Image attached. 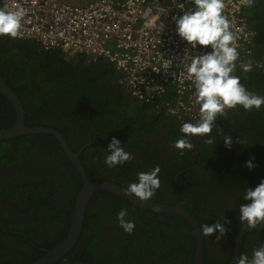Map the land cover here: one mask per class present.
<instances>
[{
	"label": "trees",
	"instance_id": "16d2710c",
	"mask_svg": "<svg viewBox=\"0 0 264 264\" xmlns=\"http://www.w3.org/2000/svg\"><path fill=\"white\" fill-rule=\"evenodd\" d=\"M247 20L258 31L252 40V52L246 56L247 64L252 68L244 71L243 66H237L232 75L239 77L249 92L264 96V5L261 0L249 9ZM37 48L38 44L29 39L0 35V75L22 101L27 126H50L58 130L73 150L88 140L86 122L89 132L97 133L93 143L80 154L90 180H110L128 188L137 182L138 173L149 172V166L154 165L160 169L158 176L163 188L160 185L150 201L172 205L176 202L174 177L188 168L179 174L177 188L182 206L195 214L201 229L209 219V224L219 222L224 225L223 218L215 216L217 210L211 214L204 211L203 204L207 205L213 190L233 185L255 188L264 180V105L259 110H245L237 105L238 113L225 109L223 114L217 115L213 129L217 131L218 140L232 137L237 141L243 136L246 141L239 144L238 158H231L234 164L225 171L214 165L213 171L201 180L199 188L194 187L195 182L190 178L197 171V168H190L198 160L194 147L191 150L172 149L171 157L165 160L149 152L143 158L134 155L124 164L102 171L93 156L100 154L104 142L110 143L115 137L123 148H129L125 151L133 154V148L145 146L141 132L153 128L159 121H166L164 126L170 127L168 133L175 140L183 137L182 124L192 121L168 114L166 108L155 101L133 98L108 62L91 61L90 68L84 64V59H70L61 50L38 52ZM254 61L262 65H254ZM57 91H60L59 95H56ZM64 97H68L67 102ZM58 99L67 103L64 108ZM72 105L74 107L66 111L65 108ZM79 107L83 108L81 123L85 127L79 125L84 137L82 142L74 140L78 126L73 122L76 119L71 120L76 111L81 116ZM0 113V129L14 123L15 110L1 93ZM207 136L213 137V131ZM192 139L200 150L203 163L210 156L219 155L211 151V144L197 135ZM202 147L207 151H202ZM250 160L254 165L252 169L247 167ZM235 167L245 172L239 173ZM81 185L79 173L54 136L26 134L0 140V264H30L44 254L40 248L50 249L58 244L70 226L74 200ZM122 209L127 210L125 217L135 224L128 237L99 236L105 226L111 232L113 229L109 225H119L117 216ZM42 212H45L44 218H41ZM31 213L41 221L46 218L47 224L53 225L52 229L41 232V221L29 218ZM207 237L204 235L203 264H227L232 257L233 243L224 261H211L208 255L213 247ZM195 248L196 236L184 218L142 211L117 195L97 191L88 203L75 248L54 264H177V260L195 264Z\"/></svg>",
	"mask_w": 264,
	"mask_h": 264
},
{
	"label": "built area",
	"instance_id": "2783aa9c",
	"mask_svg": "<svg viewBox=\"0 0 264 264\" xmlns=\"http://www.w3.org/2000/svg\"><path fill=\"white\" fill-rule=\"evenodd\" d=\"M257 1L224 0L223 14L232 22L230 30L239 53L234 70L247 64L246 56L252 52L258 31L247 17ZM189 2L91 0L76 5L60 0H0V8L25 9L16 38L34 41L43 50L105 60L113 65L133 98L155 101L172 116L196 120L200 106L186 69L192 57L211 48L192 49L176 32L173 17L183 14L178 7L181 3L187 6ZM253 64L262 65L258 61Z\"/></svg>",
	"mask_w": 264,
	"mask_h": 264
},
{
	"label": "clouds",
	"instance_id": "9594fccd",
	"mask_svg": "<svg viewBox=\"0 0 264 264\" xmlns=\"http://www.w3.org/2000/svg\"><path fill=\"white\" fill-rule=\"evenodd\" d=\"M178 7L183 14L173 17L177 34L191 45L192 49L198 46L211 48V51L203 55L192 57L186 69L195 84L200 117L195 123L182 124L180 132L183 137L176 140L175 146L181 150H191L193 145L190 137L210 134L218 114H223L225 109L237 105L245 110H259L264 105V96L249 92L241 84L240 78L232 75L239 53L234 33L230 30L232 22L223 14L224 0H190L189 5L181 3ZM25 14L23 7L13 10L0 8V35L17 37ZM251 68V64L243 65L244 71H250ZM213 142L211 138L208 140L209 144ZM224 144L231 147L232 137H225ZM108 150L110 154H107L105 163L109 167L122 165L131 159V153L125 151L121 141L115 137L108 144ZM247 167H254L251 160L247 162ZM159 171V167H156L149 172L138 173L137 182L131 183L126 191L141 201L150 200L160 186ZM243 199L251 202L241 205L240 222L250 229L264 224V180L255 188H249L243 194ZM127 214V210L122 209L117 219L120 227L126 233H131L135 224L125 221ZM214 232H219L222 236L226 228L219 222L202 226L203 235L210 236ZM236 264H264V246L255 250L251 258L241 255Z\"/></svg>",
	"mask_w": 264,
	"mask_h": 264
},
{
	"label": "flooded vegetation",
	"instance_id": "af4514ba",
	"mask_svg": "<svg viewBox=\"0 0 264 264\" xmlns=\"http://www.w3.org/2000/svg\"><path fill=\"white\" fill-rule=\"evenodd\" d=\"M76 57H80V56H75L74 55V56H71L70 59H73V60H76V61H80V60L84 59V61H85L84 64H86L90 68L92 67V62L90 60H88L87 58H85V57L83 58L81 56L82 59H79V58H76ZM103 62H106V61L103 60ZM5 74H6V71H5ZM0 77H2L4 80H6L5 77H3L1 75H0ZM59 94H60V91H57L56 95H59ZM64 98H66V102H67V100H68L67 98L68 97H64ZM58 102H59V105L62 108H64L65 104H67V103L64 104L59 99H58ZM70 107H74V105L65 108L66 111H68ZM1 108L3 110L4 106L2 105ZM77 110L79 112H81V116L78 115L77 111H76L74 113L75 117L71 119L72 121H73V119H76L73 122H75V124L78 126V129H77V132L75 134L74 140H77V141L80 140L82 142V140L84 139V137L82 135V130L79 127V125H82L83 128L86 127V132H87V135H88V140L82 146H80L77 150H74V151H79L80 150V154H81L83 152V150L87 146H90L93 143V140H95L97 138V133H92L91 134L89 132V129H88V126H87V122H86V126L84 127V123H81V120H82V117H83L82 116L83 108L79 107V108H77ZM154 112L156 114H158V111L154 110ZM230 112L238 113L236 111L235 107L234 108H230ZM0 115H2V113H0ZM182 118L186 119L187 117H182ZM198 119H196V120H190L189 119V120L192 121L193 123H195ZM165 122H166L165 120L164 121L161 120L156 125H154L153 128L150 127L149 129L144 130V131L141 132L140 138L142 140L143 146L144 145L145 146L141 147L139 149L138 148H133V154H131V158H133L134 155H139L140 157L143 158L145 156L146 152H149L150 154H154V155H156L157 157H159L160 159H163V160L168 159V158L171 157L172 149H178V148L175 146L176 140L171 138L170 134L168 133L169 130H170V127L169 126H164L166 124ZM213 133H214V136L211 137V139L214 142L211 144V151L215 152V153H219V155L218 156H214V157L210 156V158L204 163H203L204 159L201 156L200 150L198 149L196 144H194L192 136L190 137V142L193 145L192 147H194L195 152L198 154L197 162L190 167L191 169L197 168V171L190 176L191 181L195 182L194 187H196V188L200 187V182L204 178L205 174L208 173V172H212L213 171L214 165H217V166L221 167L222 170L225 171V169L227 167H229L232 164H234V160L237 159L238 156H239V144H243L246 141V139L244 140L243 136L238 138L237 141L232 138V145H231V147H228V146H226L224 144V139L225 138H222V139L218 140L217 139V131L215 129H213ZM172 136H173V134H172ZM197 136L199 138L203 139L206 142H208V140L210 139V137H208L207 134L197 135ZM104 144H105V146L102 147L100 154L97 153V155L93 156V158H95L99 162V165L101 166V170L102 171L104 169H107V167H109L105 163V159H106L107 154H110V152L108 150V144L109 143L104 142ZM124 149H127V151L129 150L128 147L124 148ZM202 151L206 152L207 148L206 147H202ZM79 158H80V156H79ZM231 158H233L234 160H232ZM80 162H81V160H80ZM145 163H147V162L145 161ZM153 166L154 165L149 166V170L150 171L154 169ZM187 169L188 168L182 169L174 177V179H175L174 180V184H175V187H176L175 188V191H176V202H177V198L180 199L179 191H178V188H177L178 176H179V174L185 172ZM235 169L239 173H244L245 172L244 169H242V168L235 167ZM131 178L136 180V178L133 177V176ZM107 181H110V180H107ZM111 182H113V181H111ZM160 185H161L160 187L162 189L163 188L162 183H160ZM247 190H248L247 187L246 188H241V187L235 186V185L230 186L227 189H222V190H220V188H216L215 190H213L212 194L210 193L211 196H210V198L208 200L207 205L203 204V207L205 209L204 211H206L208 214H211L213 210H217L218 211L215 214V216H221L223 218V222H224L223 226L226 228V232L222 236L220 235L219 232H214L212 235L207 237V241L213 247L212 252L208 255V258L211 261H216V262L224 261L227 258V256H228L227 252H229L231 250V244L232 243H233L232 257H231V259L229 260V262L227 264H230L232 262V260L235 258L236 251H237V248H238L237 247L238 242H239V250H238L237 260L241 257V255H247L249 258H251L252 254H253V252L255 250H257L261 246H264V224H258L256 226V228H252V229L248 228L246 224H242V223L238 224V222L240 221V219H239V217H240V206H239V204L245 205V204H248V203L251 202V201L243 199V194ZM194 191L198 192L195 189H194ZM202 202H204V199L202 200ZM41 215H42L41 218H44L45 212H42ZM28 216H30L29 218H31V217L35 218L36 217L35 213H31ZM41 218L40 219L39 218H35V219H36V221L37 220L41 221ZM124 219L127 220V221L133 222L132 220L128 219L127 217H124ZM40 221H38V222H40ZM210 221H211V219L205 220V223L208 224V225H213V224H209ZM40 224L42 226L41 232H48L50 229H52V226H53L52 224L51 225L47 224L46 218L42 219ZM83 225H84V223H83ZM199 225H200V223H199ZM236 225H238V226H236ZM108 227H112L113 231L110 232L109 228H107L105 226V228L102 229V232L99 233V236H102V234H110V235L115 236L117 238H120L119 237L120 235H122V238H124V239L128 237V233H126L120 227V225L112 224V225H109ZM200 228H201V226H200ZM82 229H83V227H82ZM217 237H219V239H217ZM239 239H240V241H238ZM100 240H102V239H100ZM106 242L108 243L107 239H106ZM47 249L48 248H40V250L43 251L44 253H45V251ZM42 255L43 254H41V256ZM176 263L177 264H183L182 261H180V260H177Z\"/></svg>",
	"mask_w": 264,
	"mask_h": 264
},
{
	"label": "water",
	"instance_id": "95a60500",
	"mask_svg": "<svg viewBox=\"0 0 264 264\" xmlns=\"http://www.w3.org/2000/svg\"><path fill=\"white\" fill-rule=\"evenodd\" d=\"M37 50L38 52H41L43 49L38 45ZM67 56L71 58V55ZM76 58L82 59L81 56ZM0 93L7 98L15 110V121L8 128L0 129V140H8L26 134H50L55 137L63 152L67 155L75 169L79 172L82 180V185L77 191L74 200L70 226L65 237L54 247L47 249L42 256L30 264H54L75 248L85 221L88 203L93 194L97 191H106L117 195L140 208L142 211L174 214L184 218L192 226L196 236L195 264H203L204 236L202 234V230L195 215L183 208L179 198H177V202L173 205L157 203L150 200L141 201L139 198L135 197L134 194L128 193L126 191L127 188L115 182L107 180H90L85 168L80 162V150H72L66 142L64 136L59 131L49 126L36 125L30 127L25 124V110L23 103L2 77H0ZM238 241H240V239ZM237 247L236 256L230 264H236L239 242Z\"/></svg>",
	"mask_w": 264,
	"mask_h": 264
},
{
	"label": "rangeland",
	"instance_id": "374dc122",
	"mask_svg": "<svg viewBox=\"0 0 264 264\" xmlns=\"http://www.w3.org/2000/svg\"><path fill=\"white\" fill-rule=\"evenodd\" d=\"M62 2H68V3H72V4H76V5H85L88 2H90L89 0H60Z\"/></svg>",
	"mask_w": 264,
	"mask_h": 264
},
{
	"label": "crops",
	"instance_id": "0c3cea01",
	"mask_svg": "<svg viewBox=\"0 0 264 264\" xmlns=\"http://www.w3.org/2000/svg\"><path fill=\"white\" fill-rule=\"evenodd\" d=\"M90 1V0H89Z\"/></svg>",
	"mask_w": 264,
	"mask_h": 264
}]
</instances>
